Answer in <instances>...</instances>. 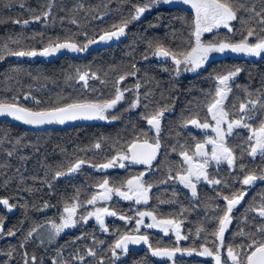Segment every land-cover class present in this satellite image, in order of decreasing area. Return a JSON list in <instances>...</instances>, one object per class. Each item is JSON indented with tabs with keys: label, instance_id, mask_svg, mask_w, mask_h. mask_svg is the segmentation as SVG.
I'll return each instance as SVG.
<instances>
[{
	"label": "trees",
	"instance_id": "obj_1",
	"mask_svg": "<svg viewBox=\"0 0 264 264\" xmlns=\"http://www.w3.org/2000/svg\"><path fill=\"white\" fill-rule=\"evenodd\" d=\"M140 3L143 0H0V54L4 55V59L0 60V100L11 102L15 97L22 106L41 110L74 101L103 102L112 98L117 88L131 89L133 93L129 94L130 99L137 97L139 90L156 91L148 94L143 92L146 100L140 104V110L130 108L131 103L127 106L121 101L116 108L109 110V119L80 123L72 128L37 131L14 124L8 119L0 120V197L9 198V203L16 205L11 211L0 205V218L4 220V232L0 233V264H24L26 258L32 264L30 257L33 255L37 257L35 264H54V261L60 264L66 260L68 264H100L101 260L103 264H157L149 253L143 254L141 260L116 262L111 253H104L110 250L109 246L118 238L117 230H122L117 219H113L118 224H112L115 234L111 239L86 237L78 240L76 249L80 255H85L88 248L97 253L95 257L85 256L83 261L74 260L66 254L58 256L57 246H51L52 240L39 236L42 229L39 225H43L45 219H52L51 210L59 215L64 205L75 202L73 197L77 193L80 202L90 199L107 174L104 169L92 167L91 164L106 163L117 153L127 150L133 140L145 139L147 124L144 117L160 108L167 107L168 110L159 133V161L165 162V165L171 160L178 163L181 151L191 152L195 143L204 138L203 133L190 128L186 122L191 118H198L201 123L205 122V118L208 123L213 122L211 114L207 112V105L215 95V75L237 67L242 69L230 82L232 91L224 101L230 119L239 118L235 115L239 102L261 96L259 90H264V55L259 58L230 55L215 58L196 73L182 78V82L173 61H161L162 57L151 55L147 40H160L166 46L181 51L189 49L194 43L191 34L194 31L195 12L179 5L162 3L153 7L139 20L128 25L123 39L104 46L90 44L81 56L62 55L48 60L41 55H8L9 52L22 49L35 48L39 51L49 41L57 38L63 41L68 36H72L73 42L77 44H86L89 38L96 40L104 31L120 24L132 11L133 5ZM246 4L249 7L255 5L259 10L260 0H246ZM49 9L48 17H42L40 21L32 19ZM238 16H243L245 20L248 18L243 12L238 13ZM17 19L29 20L30 23H13ZM73 19L77 23H72ZM242 27L248 25L242 26L240 20L233 21L231 33L222 27L204 33L202 40L227 39L238 42ZM83 33H87V36ZM145 55L147 59L143 58ZM133 65L137 70L135 75H126L134 71ZM77 69L88 71L90 76L94 73L99 79L90 78L85 86L79 80ZM121 75H126V79L117 83ZM137 84L140 85L139 89L135 87ZM25 96L29 98L24 99ZM234 104L236 107H233ZM113 115L118 118L111 119ZM261 119L264 116L258 112L254 120L247 122L255 129L259 127ZM250 134L249 129L238 128L227 138L228 146L241 157L237 164L242 163L248 169L264 167V158H253L244 153ZM96 143L101 144L99 149L94 147ZM77 159H86L89 163L83 165L74 176L52 179L55 171H66L67 166ZM236 168L238 171L235 172H231L228 167L219 172L221 180L227 184L218 185L215 193L201 188L203 197L196 204L184 192L178 194L180 197L175 195L167 181L165 186L160 185L153 191L149 209L162 218H181L191 230L190 242H196L199 231V235H207L205 240L209 241L210 247L211 241L215 239L211 233L217 229L216 218L222 216L226 203L222 197L241 188L236 179L241 173L239 167ZM177 170L178 167L175 168ZM114 171L119 173L118 168ZM261 194H264V182L257 181L232 213L234 219L225 233L226 245L236 247L247 244L248 233H253L257 240L261 239L255 233L256 225L261 221H245V215L251 220V214L246 213L248 203L254 196ZM45 203L48 207L44 206ZM85 211L84 206L79 207V217ZM78 220L83 222L80 218ZM34 227L37 231L29 237L28 233ZM85 228L88 226L85 225ZM8 230L14 231L15 235H7ZM240 232L245 235H240ZM151 243L153 247H172L168 240L158 237H154ZM47 249L49 252L45 253Z\"/></svg>",
	"mask_w": 264,
	"mask_h": 264
},
{
	"label": "snow or ice",
	"instance_id": "obj_2",
	"mask_svg": "<svg viewBox=\"0 0 264 264\" xmlns=\"http://www.w3.org/2000/svg\"><path fill=\"white\" fill-rule=\"evenodd\" d=\"M174 0H143V3L133 5L132 11L122 22L118 25H113L111 30L104 31L99 39L100 40H112L119 39L120 36L126 34L128 25L136 20L146 12L150 11L153 7L159 4L173 3ZM184 4H190L195 10L194 19V31L191 34L194 37V43L191 44L187 50H174L169 46H166L163 41L160 40H147V47L151 52L152 56L162 57L170 59L174 62L175 71L177 74L180 71L184 72H196L200 68L204 67L209 61L213 53L223 54L226 51L232 53L244 54L247 56L261 57L264 55V0H260V7L257 10L256 6H247L246 0H182ZM23 6V5H21ZM51 9L42 13V15H36L32 19L40 21L42 17H48ZM246 13L247 20L243 16H238V13ZM240 20L241 25H248V27H242L240 32V40L238 42H231L229 40H216L204 42L202 35L206 32H212L213 29H219L224 27L231 33L232 22ZM27 25L30 23L29 20H14L13 23ZM72 23H77L75 19ZM255 26H252V25ZM154 26V25H150ZM87 36V33H83ZM95 39L89 38L86 44H77L73 42V37H65L63 41L57 38L55 41H49L47 45L43 46L39 51L35 48L31 50H19L15 52H9L8 55L17 57H35L37 55L49 56L59 52L61 49L70 50L73 52H83L87 49L88 45L96 43ZM147 59L148 56L143 57ZM4 59V55L0 54V60ZM183 66V67H181ZM134 71L126 75H135L137 71L135 65L132 66ZM167 71V69H165ZM242 71L241 68L237 67L233 70H228L223 73L215 75L217 86L215 95L212 97V102L207 105V112L211 114V120L214 121V126L207 122L201 123L198 118L189 119L186 124H190L198 129H209L215 133V138H207L203 142L195 143L191 154L189 151L184 150L179 153L183 157L182 164L179 166V170L175 176L171 174L169 170V179L178 180L185 188L191 190L193 197L197 196V184L201 180L206 181L210 185H221L227 184V182L221 179L210 178L207 172V168L212 162H215L216 166H219L221 162H226L230 168L239 167L240 176L236 179L240 182L241 188L232 191L230 195H224L222 199L226 202L222 209V216L216 218L217 229L211 233L214 240L211 241V247H209V241L205 240L199 250L196 247L191 249H180L179 247L167 248V247H153L149 242V237L146 234H139L141 225H144V217H151L152 223L144 225L146 228H160L164 232H168L169 229L175 230L177 241L184 239L187 240V236H181L180 222L175 219H157V216L153 212L140 211L135 218L136 227L132 232L121 233L117 230V239L109 246L112 257L119 258L120 253L126 254L128 252L129 245H139L144 243L151 250V254L157 257H168L173 258L177 253L186 252L188 255H192L194 252L203 257H214L215 264H222V253L221 249L226 250V258L223 264H264V194L254 196L252 201L248 203L246 213L251 214V220L245 215V221L248 223H254L255 221H261L256 225L255 233L259 234L262 239L257 240L254 238L253 233H248L249 242L236 247L225 244V232L229 225L232 223L233 217L232 212L234 208L244 201L246 195L251 188H253L257 181L264 182V167H257L248 169L244 164H237V161L241 158L238 157L234 150L227 145V137L233 133L236 128L249 129L250 135L247 138V148L244 149V153H247L250 157H261L264 158V119H261L258 128H252V125L247 121L255 119L256 114L259 112L261 116H264V90L261 91V96L256 99H250L247 101L239 102L236 116L239 118H231L230 113L225 110L224 101L227 99L228 94L232 91L230 82ZM79 80L84 82L87 86L90 78L99 79L94 73L90 76L88 71L81 72L77 69ZM126 75H121L117 83L126 79ZM136 89H139L140 85L137 84ZM130 91V90H128ZM31 95V94H29ZM25 96L24 99H28ZM35 100V97H32ZM124 100V92L117 88L114 96L110 99L104 100L103 102H92V101H74L70 103H64L60 106L51 107L41 110H33L21 105L18 98H12L11 102L0 100V115L11 116L16 120L22 121L29 125H44L51 123L63 124L66 121L76 120L79 118L84 119H109L107 113L109 110L116 108V106ZM37 104L40 101H36ZM140 105V98L137 96L130 104V108H136ZM148 107L147 104L144 105ZM233 107H236L234 104ZM167 108H160L156 110L152 115L145 116L147 123L151 125L156 133L160 132L161 119ZM243 114V115H240ZM117 116H111V119H117ZM19 143V141H17ZM211 145V151H208L207 146ZM95 148L101 147L100 143L94 145ZM160 148L159 140L157 139L155 144H148L147 142L132 143L128 153H117L110 160L103 164H91L92 167L96 168H113V167H125L123 161L129 160L132 163H139L145 165H152V162L156 159L157 152ZM175 151V149H173ZM242 153L241 156L244 154ZM12 155L11 152L8 153ZM89 161L86 159H77L74 163L67 166L66 171L58 170L55 171L52 179H58L62 176L69 175L78 172L81 167L88 164ZM142 176L133 177L127 180L126 187L127 191L121 190V187L109 186V180L104 179L98 184V188L102 191L96 192L90 199L84 202L79 201V193L73 200L75 201L70 206L65 205L64 213L67 215L62 218V222L57 224L51 222V228L48 231V239L52 240L60 234L64 229L74 227L77 220L74 218L77 208L83 206L84 203L89 205H95L98 201H109L113 195L122 197L124 200H135L137 203H147L149 198V192L153 187L152 184H145L142 181ZM166 183L167 181H163ZM49 187L51 185L49 184ZM123 187V186H122ZM0 205L11 211L16 207L15 204L9 203V198L0 197ZM48 207L47 203L44 205ZM116 211H111L106 207L95 208L94 211L88 212L86 216H80V220L87 221L89 218H95L100 224L104 231H108L105 226V216H117ZM119 219L128 222L132 221V217L120 215ZM43 228L44 225H39ZM37 229L34 227L29 231L28 236L31 237L33 232ZM4 232V220L0 218V233ZM240 235L245 233L240 232ZM7 235H15V232L8 230ZM199 235V231L197 232ZM77 239H80L79 237ZM43 242V241H42ZM100 243H103L102 241ZM119 250V251H118ZM59 256L60 253L58 252ZM27 257V253H25ZM85 256L95 257L97 253L91 249H86L85 255L77 253L75 256L76 260L83 261ZM32 264H35L37 257L35 255L30 257ZM24 264H29V259L24 260ZM56 264V261H54ZM60 264H68L67 261H61ZM103 264V261H100Z\"/></svg>",
	"mask_w": 264,
	"mask_h": 264
},
{
	"label": "flooded vegetation",
	"instance_id": "obj_3",
	"mask_svg": "<svg viewBox=\"0 0 264 264\" xmlns=\"http://www.w3.org/2000/svg\"><path fill=\"white\" fill-rule=\"evenodd\" d=\"M165 60H168V59H165ZM173 64H174V62H173ZM182 74L183 73H181V71L178 74V78H180L179 80L181 82H182V78L184 79V78L188 77V75H189L188 73H184L183 75ZM128 90H130V91H128ZM121 91L124 92V100H122V101L125 102V105L128 106L130 103L134 102L136 97L135 98L133 97L132 99H130L131 97H129V94L133 93V91L131 89L125 88V89H121ZM143 92L148 94V93H155L156 91H154V90H139L138 96L140 98V104L143 103L144 100H146L143 98ZM140 108H141L140 105L138 107H136L137 110L138 109L140 110ZM164 108H167V107H164ZM150 115H152V114H150ZM150 115H148V116H150ZM166 116H167V111L164 112V115L161 119V127H162L164 118ZM101 120H103V119H100L96 122H99ZM81 123H94V122H81ZM77 124H80V123H77ZM77 124H75V125H77ZM146 124H147V130H146L147 137L145 139L137 138V139L133 140L130 143V145L134 142L135 143H141V144H143L145 142H147L148 144H155L156 140L158 139L159 143H160V148L157 152L156 159L152 162V165L149 166V165H145V164L132 163L129 160H125V161H123V163L125 164V167H123V168H120L117 166V167H113V168L104 169L107 174L101 181H103L104 179H108L109 180V186L121 187V190L127 191V187H126L127 180L132 179L133 177L141 176V174L143 173L142 181L145 184H152L153 185V187L151 188V190L149 192V198H148L147 203H143V202L137 203L134 199L133 200H124L122 197H119L116 195H113L112 199L109 201H98L95 205H89V204L85 203L83 205L84 209H86V211L83 214L84 216H86L88 212L94 211L95 208H98V207H106L109 210L116 211L118 213V215L115 217L106 216L105 226L107 227L108 231H104L101 228L100 224L95 220V218H89V219H87L86 222L83 221L80 223L78 220V218H80L79 213H78V209H79V207H78L76 214H75V217H74L77 220L76 225L74 227L64 229L62 232H60L59 235H57L54 239H52L51 246H57V252H59L60 255H63V254L70 255L73 257L74 260H76L75 256L79 252V250L76 249V247L78 246V240H80L81 238L82 239L86 238V237L91 238V239H95V238L101 239L102 238L104 240L111 239L112 235L115 234L112 232V229H113L112 224H115V225L118 224L116 222V220L114 222L113 219L120 220V224L122 225L121 233L132 232L136 227L135 218L137 217L138 212H140V211L153 212L151 209H149V203H150V200L152 197V193L155 189H158L157 188L158 186H160V185L165 186L167 184V182L164 183L163 181H168V183L171 185L175 195H178V194L181 195L184 192V193H186V195L189 196L190 199L194 200L195 204L197 203L196 202L197 200H199L200 198L203 197L201 195V188L205 187V188L209 189L212 193H215V190L217 189L218 185H210L206 181L201 180V182L197 184V196L193 197L191 195L190 189L185 188L182 184L179 183L178 180L169 179V170H171V174L173 176H175L176 172L179 170V166L182 164L183 157L180 156V161L178 163H175L174 160L168 161V163L166 165H165V162L161 163L159 161L160 151H161V141H160V136H159L160 132L157 134L155 129L151 125H149L147 123V121H146ZM75 125L68 126V127H61V128H72ZM161 127H160V130H161ZM207 136H208L207 134H204V137H203L204 139L201 142H203L205 139H207ZM209 137L215 138L213 136H209ZM227 145H228V143H227ZM211 147H212L211 145L207 146V148L210 150H211ZM123 153H128L130 155V153L128 152V149L123 151L121 154H123ZM189 153L191 154V152H189ZM176 167H178L177 171H175ZM226 167L230 168L226 162H221V164L219 166H216L215 162H212L210 164V166L207 168V172H208L209 177L221 179L219 176V172H221ZM117 168L119 169V173L114 171V169H117ZM230 170H231V172H235L236 170L238 171V168H230ZM76 173H72V174L65 175V176H74V175H76ZM209 190H207V191H209ZM98 191H102V190L98 188L96 190V192H98ZM96 192H95V194H96ZM72 203H74V202H72ZM72 203L66 204V205L70 206ZM235 210H233V212ZM50 212H52V216H50L52 219L51 220L45 219V221L43 223L44 227L41 229V233H40L43 236V238L46 240H48V231L51 228V222H55V223L59 224L62 222V218L67 215L66 213H64V208L59 215H57L55 213L56 212L55 210H51ZM120 215L132 217L133 219L131 222L121 220V219H119ZM169 218L175 219L178 222H180L181 236H187L188 237L187 240L181 239V240L177 241L174 229H169L168 232H164L160 228H152V229L146 228L144 225H146L148 223H152V219L150 217H144V225H141L139 234L148 235L150 243L154 237H158V238H161L164 240H168L169 243L172 244V247L170 246L167 248L179 247L180 249H191L193 247H196L199 250V248L202 244V241H204L206 239L207 235L205 233L200 234V235L196 234V242L191 243L190 242L191 236H192L191 230H190V228L187 227V224L181 220V218H178V217L162 218V217L157 216V219H169ZM233 219H234V217H233ZM85 225L88 226V228H85ZM85 230H90V231L85 232ZM97 231H99V233H96ZM194 236H195V234H194ZM258 236L262 239V237L260 235H258ZM78 237L80 239H77ZM54 241H56L55 244H53ZM182 245H184V247ZM48 252H49L48 249L45 250V253H48ZM104 253L108 254L111 252H110V250H106V251H104ZM147 253H149L152 257H154L155 262L157 264H215L214 257H203V256L198 255L195 252L192 255H188L186 252H180V253H177L175 255V257H173V258L153 256L151 254V250L147 247V245L142 244V243L139 245H136V246L129 245L128 252L126 254L121 252L118 259L115 257V262L119 261V260H121V261L132 260L133 261L134 259L137 260V258L141 260L142 255L143 254L145 255ZM221 253H222V264H223V262L226 258V250L221 249ZM47 260L48 259L45 257V261H47Z\"/></svg>",
	"mask_w": 264,
	"mask_h": 264
},
{
	"label": "water",
	"instance_id": "obj_4",
	"mask_svg": "<svg viewBox=\"0 0 264 264\" xmlns=\"http://www.w3.org/2000/svg\"><path fill=\"white\" fill-rule=\"evenodd\" d=\"M99 37L100 36H98V38L96 39V41H97L95 43L96 46H104V45H107V44H110V43L118 42L121 39H123L124 35L123 36H120L119 39H115L114 38L112 40H100ZM82 54H83V52H73V51H70V50L61 49L57 53H54V54L49 55V56H43V55H41V57L44 58V59L53 60V59H56V58H58V57H60L62 55H77V56H81ZM165 59L166 58H161V61H164ZM119 89L121 90V88H119ZM1 119H8L12 123H14V124L20 125V126H22L24 128L30 129V130H37V131H39V130H45V129H49V128L68 127V126H72V125H75V124L81 123V122H96V121L100 120L98 118L97 119H84V118H79V119H76V120L66 121L63 124L51 123V124H44V125H29V124H26V123H24L22 121L16 120L13 117L7 116V115H0V120ZM142 244H144V243H142ZM134 246H136V245H134Z\"/></svg>",
	"mask_w": 264,
	"mask_h": 264
},
{
	"label": "rangeland",
	"instance_id": "obj_5",
	"mask_svg": "<svg viewBox=\"0 0 264 264\" xmlns=\"http://www.w3.org/2000/svg\"><path fill=\"white\" fill-rule=\"evenodd\" d=\"M168 5H179V6H184V7H188V8H190V9H192L194 12H195V10L191 7V5L190 4H184V3H182V0H174V2L173 3H169ZM222 28V27H221ZM220 29V28H219ZM214 30H217V29H213V31ZM206 33H209V32H206ZM228 55H230V56H234V57H249V58H259V57H254V56H247V55H244V54H237V53H232L231 51H226L225 53H223V54H218V53H213L212 54V56L210 57V59H209V61L206 63V65L205 66H207L208 64H209V62L211 61V60H213V59H215V58H220V57H225V56H228ZM204 66V67H205ZM181 67H183V66H181ZM203 68V67H202ZM201 69V68H200ZM199 69V70H200ZM198 71V70H197ZM196 71V72H197ZM196 72H184V71H181V73H188L189 75L190 74H193V73H196ZM182 74V75H183ZM214 121L213 122H211L210 124H212L213 126H214ZM189 127L190 128H192V129H194V130H197V131H199V132H201V133H203V137H204V134H207L208 136H207V138L209 137V136H213V137H215V133H214V131L212 130V128H209V129H198V128H195L194 126H192V125H190L189 124ZM238 128H236V129H234L233 130V133L230 135V136H232L233 134H234V132L237 130ZM229 137V136H228ZM227 137V138H228ZM208 151L210 152L211 150L210 149H208ZM239 206V205H238ZM237 206V207H238ZM236 207V208H237ZM236 208H234V210L236 209ZM149 212V211H148ZM94 218V217H93ZM151 218V217H150ZM106 219V216L104 217V220ZM41 238H42V235H39Z\"/></svg>",
	"mask_w": 264,
	"mask_h": 264
}]
</instances>
